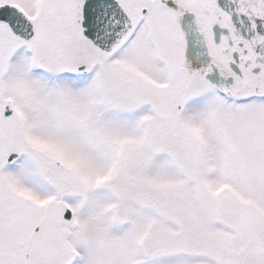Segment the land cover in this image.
Returning a JSON list of instances; mask_svg holds the SVG:
<instances>
[{
  "label": "snow or ice",
  "instance_id": "snow-or-ice-1",
  "mask_svg": "<svg viewBox=\"0 0 264 264\" xmlns=\"http://www.w3.org/2000/svg\"><path fill=\"white\" fill-rule=\"evenodd\" d=\"M0 264H264V0H0Z\"/></svg>",
  "mask_w": 264,
  "mask_h": 264
}]
</instances>
